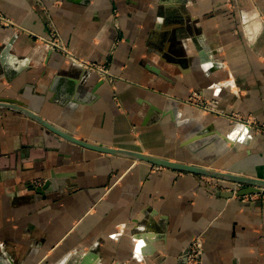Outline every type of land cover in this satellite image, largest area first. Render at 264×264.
<instances>
[{
    "label": "crops",
    "instance_id": "1",
    "mask_svg": "<svg viewBox=\"0 0 264 264\" xmlns=\"http://www.w3.org/2000/svg\"><path fill=\"white\" fill-rule=\"evenodd\" d=\"M0 99L91 144L264 179V137L207 164L222 115L264 123V0H0ZM241 190L0 108V264H186L198 237L203 264H264V195L222 196Z\"/></svg>",
    "mask_w": 264,
    "mask_h": 264
},
{
    "label": "water",
    "instance_id": "2",
    "mask_svg": "<svg viewBox=\"0 0 264 264\" xmlns=\"http://www.w3.org/2000/svg\"><path fill=\"white\" fill-rule=\"evenodd\" d=\"M0 108L16 111L28 117L29 119L33 120L34 122H36L43 129L47 130L52 135L60 139H63L65 141H68L70 143L76 144L85 149H89V150L102 153V154L127 157L129 159L149 163L151 165H155V166L166 168V169H172V170L192 173V174H196V175H200L204 177H209V178L245 186L244 189L236 193L234 192L222 193V196L224 197H233V196L242 197V196L253 195V194H263L264 195V179L262 178L242 176V175H239L233 172H224V171H220V170H216V169H212L208 167H202V166H197L193 164L172 161V160L157 157L154 155H149V154L142 153V152H136V151L125 150V149H116L112 147L91 144L89 142L78 139L74 137L73 135H70L69 133L59 129L58 127L53 125L51 122L41 117L39 114H37L36 112L26 107L20 101H16L12 99H0ZM49 185L50 183L47 182L44 187L37 188V192L43 194L48 189Z\"/></svg>",
    "mask_w": 264,
    "mask_h": 264
},
{
    "label": "rangeland",
    "instance_id": "3",
    "mask_svg": "<svg viewBox=\"0 0 264 264\" xmlns=\"http://www.w3.org/2000/svg\"><path fill=\"white\" fill-rule=\"evenodd\" d=\"M196 98V100H192L190 103H194L195 105L199 106L200 108L206 110H211L214 108V103L215 102H206L205 100H202L201 97H193ZM217 105V103H215ZM225 119L227 118L229 120V127L227 130H225L222 133H218L221 135L223 138L221 140H214L217 144H215V150L210 155V160L207 161V164L209 165H214V162L217 163L218 160L226 158L228 156L231 157V153H235V149L237 147H241L244 149V151H247L248 149L252 148L253 143L256 141H261L262 138L264 137V123L260 122L256 119H252L250 117H244L239 114H225L222 115ZM231 125V126H230ZM214 138L217 139V134L213 135ZM238 144V145H236ZM227 172H236V169L233 165H231ZM213 179V178H211ZM216 180L219 183H223L228 186H233L237 187L238 189H244L245 186L231 183V182H226V181H221L217 179ZM123 229H118L121 233ZM122 235V233H121ZM90 252V251H89ZM8 259V258H7ZM8 260H12L11 258ZM79 260V259H78ZM91 260V264H95L96 260L90 258V257H85L82 259V262ZM81 261V260H80ZM95 261V262H93ZM73 262V261H72ZM72 262L70 264H72ZM93 262V263H92ZM11 262H7V264H10ZM44 264H49V263H44Z\"/></svg>",
    "mask_w": 264,
    "mask_h": 264
},
{
    "label": "built area",
    "instance_id": "4",
    "mask_svg": "<svg viewBox=\"0 0 264 264\" xmlns=\"http://www.w3.org/2000/svg\"><path fill=\"white\" fill-rule=\"evenodd\" d=\"M228 3H230L231 5H235L236 4V0H227ZM41 40H43L44 42H46L49 47L53 50H57V51H64L65 54L69 57V59L76 65L84 68V69H89V70H94V71H99L98 69H100L102 72H104L103 68L96 66L95 64L89 63L87 61L78 59L76 57H74L68 50H65L63 47V43L59 37V35L57 33H53L50 39H45L42 38ZM197 97V95L194 93L193 97ZM203 254H204V246H203V242L201 240V238H195L187 253L185 254V258H186V264H203Z\"/></svg>",
    "mask_w": 264,
    "mask_h": 264
}]
</instances>
